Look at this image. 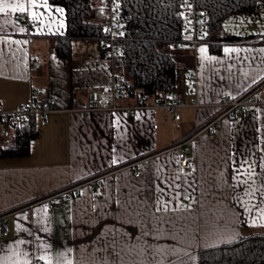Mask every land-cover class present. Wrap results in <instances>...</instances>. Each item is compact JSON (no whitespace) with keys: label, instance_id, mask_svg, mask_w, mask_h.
<instances>
[{"label":"crops","instance_id":"0c3cea01","mask_svg":"<svg viewBox=\"0 0 264 264\" xmlns=\"http://www.w3.org/2000/svg\"><path fill=\"white\" fill-rule=\"evenodd\" d=\"M0 7V108L18 109L34 89L55 107L32 115L28 154L0 158V264H198L201 248L264 227V103L221 118L213 138L203 131L221 113L224 94L239 95L264 79V42L257 40L263 5L224 19L220 35L243 39L180 50L159 44L179 64L174 92L188 104L179 119L155 107L71 108L73 99L85 101L89 89L111 83L99 42L75 40L72 54L58 57L61 6L0 0ZM22 13L39 23L27 27ZM33 56L43 60L34 69ZM258 93L264 99V85ZM137 100L123 96L118 103ZM13 128L0 125V148ZM76 185L77 194L46 200Z\"/></svg>","mask_w":264,"mask_h":264},{"label":"trees","instance_id":"16d2710c","mask_svg":"<svg viewBox=\"0 0 264 264\" xmlns=\"http://www.w3.org/2000/svg\"><path fill=\"white\" fill-rule=\"evenodd\" d=\"M48 2L61 6L65 13V32L56 38L54 46L58 57H69L75 40H94L100 44L104 31L102 23L94 20L93 0ZM179 2L123 0L126 34L121 42L123 53L115 59V72L123 78L124 96L143 102L161 101L174 92L179 64L174 55L161 49L159 44L184 40L185 19L180 15ZM259 6V0H197V8L208 15L205 38L212 43L243 39L237 35L221 36L222 23L230 14L254 11ZM212 43L211 50H220ZM35 135L31 116L27 125L13 128L11 142L0 148V158L28 154ZM198 264H264V230L244 229L234 241L201 248Z\"/></svg>","mask_w":264,"mask_h":264},{"label":"built area","instance_id":"2783aa9c","mask_svg":"<svg viewBox=\"0 0 264 264\" xmlns=\"http://www.w3.org/2000/svg\"><path fill=\"white\" fill-rule=\"evenodd\" d=\"M93 7L97 18L102 23L104 37L100 41V48L98 55L100 59L108 63L111 71V83L101 87L92 88L88 90V98L85 101L73 99L71 108L78 109L82 112H92L101 110H117L124 109L127 112L134 113L138 109L146 107L150 108H164L174 118L179 119L180 114L178 110L188 104L184 103L180 96L173 92L165 99L156 101L154 104H147L140 99L134 105H120L118 100L124 96L123 93V78L115 72V59L122 55L123 47L122 40L125 37L126 27L124 24L123 15V0H93ZM259 3L264 6V0H259ZM180 15L185 19L184 40L172 43L171 46L175 50H180L183 47L195 49L200 43L207 42L205 35L207 33L208 15L205 10L197 8V0H180L179 2ZM21 17L27 27H32L33 24H38L39 20H33L28 13H22ZM259 42H264V35L257 39ZM42 58L33 56L30 62L31 68H37L42 63ZM264 85V79L260 80L250 88L239 95H232L226 93L218 103L221 108V113L207 122L203 131L206 132L209 138L215 136V132L219 126L220 120L223 117H233L238 110L247 111L252 105L264 103V99L259 95L258 91ZM37 90L30 92L29 100L26 104L15 109L14 111H4L0 108V125L5 127H16L27 125L30 117L34 114H47L55 109L54 104L49 99L39 100L35 96ZM193 101L189 105H196ZM178 148V157L180 164L186 166L188 164V157L185 149ZM79 185L70 187L65 191L55 193L46 198L48 202L60 198L68 192L78 193ZM5 218L0 217V230H5Z\"/></svg>","mask_w":264,"mask_h":264},{"label":"snow or ice","instance_id":"6c2138e0","mask_svg":"<svg viewBox=\"0 0 264 264\" xmlns=\"http://www.w3.org/2000/svg\"><path fill=\"white\" fill-rule=\"evenodd\" d=\"M5 10H6V7H0V12H3V11H5ZM13 10L15 11L16 9L13 8ZM20 10L23 11V8L21 7ZM201 51L203 52L204 50L201 49ZM225 51H229V49H225Z\"/></svg>","mask_w":264,"mask_h":264},{"label":"rangeland","instance_id":"374dc122","mask_svg":"<svg viewBox=\"0 0 264 264\" xmlns=\"http://www.w3.org/2000/svg\"><path fill=\"white\" fill-rule=\"evenodd\" d=\"M92 46H93V47H96L95 44H92ZM254 229H262V230H264V227H256V228H254ZM243 231H244V229H243L240 233H242Z\"/></svg>","mask_w":264,"mask_h":264}]
</instances>
